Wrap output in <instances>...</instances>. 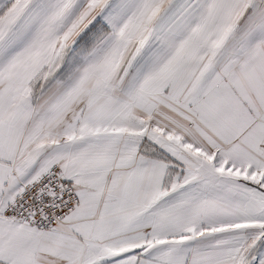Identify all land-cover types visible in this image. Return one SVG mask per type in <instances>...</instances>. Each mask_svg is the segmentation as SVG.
Listing matches in <instances>:
<instances>
[{"label":"snow or ice","instance_id":"1","mask_svg":"<svg viewBox=\"0 0 264 264\" xmlns=\"http://www.w3.org/2000/svg\"><path fill=\"white\" fill-rule=\"evenodd\" d=\"M0 264H264V0H0Z\"/></svg>","mask_w":264,"mask_h":264}]
</instances>
